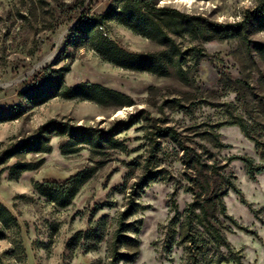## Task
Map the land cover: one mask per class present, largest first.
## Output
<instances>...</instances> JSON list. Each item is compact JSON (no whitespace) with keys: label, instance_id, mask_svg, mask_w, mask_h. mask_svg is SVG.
Wrapping results in <instances>:
<instances>
[{"label":"rangeland","instance_id":"obj_1","mask_svg":"<svg viewBox=\"0 0 264 264\" xmlns=\"http://www.w3.org/2000/svg\"><path fill=\"white\" fill-rule=\"evenodd\" d=\"M154 2L168 9L151 14L178 47L172 63L169 40L120 20L122 0H0V204L15 220H0L3 264H110L118 218L132 198L139 254L118 264L191 263L186 210L198 193L207 200L218 189L227 213L259 235L226 230L229 242L243 264H264V224L229 184L262 208L264 173L252 178L242 160L229 158L262 164L264 151L238 124H224L243 119L264 142V0ZM246 15V25L232 26ZM99 33L160 59L168 73L105 60L95 50ZM82 83L122 98L63 96ZM44 182L70 186L71 203L40 194L35 187ZM90 230L91 240H73Z\"/></svg>","mask_w":264,"mask_h":264},{"label":"trees","instance_id":"obj_2","mask_svg":"<svg viewBox=\"0 0 264 264\" xmlns=\"http://www.w3.org/2000/svg\"><path fill=\"white\" fill-rule=\"evenodd\" d=\"M122 2L124 4L121 5L118 11L120 20L132 26L137 32L148 37L165 43H168L169 40L171 54L168 58H170L169 61L171 63L174 62L175 56H180V53L177 50L178 47L166 33L161 31L158 16L153 15L154 13L151 14L152 11L161 12L168 9L156 7L154 0H122ZM256 12L254 11V13ZM249 20L250 17L246 15L242 22L236 23L232 26L234 28L244 26ZM82 22H84L82 23V26H84L87 24V19ZM95 50L105 60L123 68L147 70L163 74L168 73L167 67L160 59L153 56H141L131 53L121 48L111 39L104 37L102 33H99L98 35ZM63 96L67 99L80 97L84 100L95 101L99 104H106L122 98V95L119 92L92 83H82L74 88H66ZM224 124H238L245 136L255 141L256 148L264 151V142L257 138L253 129H251L243 119L228 121ZM236 159L242 160L246 164L248 173L252 178H256L257 175L264 173V163L256 164L254 159L248 156H232L229 158V160ZM20 168L26 170L30 167L21 165ZM229 184L234 192L240 197L241 202L248 205L253 216L264 224V220L261 217V213L264 211V206L260 209L255 208L253 204L247 202L243 192L234 183L229 182ZM35 188L40 194L62 207L68 206L75 195V191H73L70 186H65L64 184L56 182H44L37 184ZM201 197L202 194L198 193L195 201L186 210V222L185 224H182V230H184L182 240L189 241L193 246L190 247V257L192 261L191 263L188 261L187 264H243V255L240 251H236L233 248L225 231L235 232V230H241L254 237H259L257 231L244 226L227 213L221 190L218 189L217 193H214V196L207 200H203ZM138 207L139 203L132 198L128 209L118 218V226L114 235L110 264H118L119 261L133 263L139 254L138 249L140 241L137 238V234L140 228V226H138L140 221L137 219H131ZM198 209L199 213H197ZM178 212L179 211L176 208V214L171 220L172 223L170 222V227L173 228L172 231L177 226L180 219V214ZM215 212H219L220 215H218V213L215 214ZM0 220L4 225H8L10 222L15 221L11 213L1 204ZM195 221H197V224H195ZM226 221L230 222L232 226L226 224ZM198 224L202 226L203 230L197 229ZM195 230L196 232H194ZM84 234L85 238L91 240L96 235V231L90 230L86 233L80 232L73 237V240L76 239V242L81 240V237ZM119 246H123L128 251H120V248H118ZM171 247L168 252L172 250ZM222 248H224L226 252L223 251ZM0 264H3L1 260Z\"/></svg>","mask_w":264,"mask_h":264},{"label":"bare ground","instance_id":"obj_3","mask_svg":"<svg viewBox=\"0 0 264 264\" xmlns=\"http://www.w3.org/2000/svg\"><path fill=\"white\" fill-rule=\"evenodd\" d=\"M120 113L122 114V113H124V111H120L119 114H120Z\"/></svg>","mask_w":264,"mask_h":264}]
</instances>
